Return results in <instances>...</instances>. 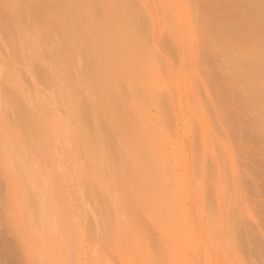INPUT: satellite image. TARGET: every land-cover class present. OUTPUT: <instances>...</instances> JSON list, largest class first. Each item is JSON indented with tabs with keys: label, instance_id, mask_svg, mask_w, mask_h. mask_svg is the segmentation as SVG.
I'll use <instances>...</instances> for the list:
<instances>
[{
	"label": "rangeland",
	"instance_id": "obj_1",
	"mask_svg": "<svg viewBox=\"0 0 264 264\" xmlns=\"http://www.w3.org/2000/svg\"><path fill=\"white\" fill-rule=\"evenodd\" d=\"M92 1L0 0V264H171L178 241V264H264V104L221 63L253 51L216 39L218 21L255 14L262 31L264 0H109L135 15L97 28ZM140 22L137 41L109 38ZM144 130L157 163L138 153ZM145 209L169 229L163 253L147 252Z\"/></svg>",
	"mask_w": 264,
	"mask_h": 264
},
{
	"label": "bare ground",
	"instance_id": "obj_2",
	"mask_svg": "<svg viewBox=\"0 0 264 264\" xmlns=\"http://www.w3.org/2000/svg\"><path fill=\"white\" fill-rule=\"evenodd\" d=\"M125 2H126L125 0H119L118 1V3H121V4H126ZM110 3H112V1H109V0H93L91 2V5H92L91 6V12L92 13L96 12V14L98 15V17L93 20V22L91 24V27H93V28H97L99 26L101 27V24L103 26V23H104V26L106 25V26H118L119 27V25H122V23L124 21L127 22L128 20H130V17L135 13V9L136 8L131 2L128 3V5L130 7L135 8V9H134V12H131L129 14H125V13L118 12V11L117 12H112V10H111V12L110 11H105L103 8H105ZM112 5L114 6V4H112ZM102 9L104 10V12H102ZM107 9L110 10L108 7H107ZM253 13H255V12H253ZM246 15H247V13H246ZM256 15L257 14H255L254 16H247L246 17L247 20H245V18H244V20L243 19L241 20L239 18L240 20L237 23L226 22L225 20L218 21L216 24L218 26L224 28V30L219 28L220 29L219 35L217 34L216 37H218V38H216V39L218 41H222V40L228 39V37L230 38L231 36H235L239 40L238 42L240 44V47H239L240 48V50H239L240 52L244 53V52L253 51V53L251 54V56L249 58L244 59V57H246V53H244V55H241V56H243L241 58H243L244 60L239 59L237 55H233L230 52L231 53L230 54L231 58L229 59L230 62H228L230 65L228 63L224 62V61L221 62V63H223L225 65L228 64V66H226V67L224 65V68L227 69L229 74H232V71L230 72L229 71L230 69H228V67L233 69V67L237 66L238 69H240L239 65H241V66L246 68V71L244 73L241 74V73H239L240 72L239 71V72H236V74H234V75L232 74V77L233 78H238V81L240 82L239 86H240L241 90H242V88H246L247 89L246 92L247 93H252V95L255 97L257 104L258 105H262V104H264V28H262L261 29L262 31H260L257 27L253 26L252 22L255 20L254 18H256ZM241 18H242V16H241ZM123 24H125V23H123ZM144 27H145V23L144 22H140L137 25V28H135L136 33L133 32L132 36H131V31L128 28L125 29V28H121L120 27V29H118L119 31L115 32L114 34H111L109 36V38L112 41L122 42V44H124V42H127L125 40V37L126 38H131L132 37L131 38L132 41H137V38L139 36H141V34L138 35L137 33L140 32V33L143 34V32H144L143 28ZM222 43H224V42L222 41ZM227 46H229V45H227ZM230 51H234V50H230ZM221 53H223V52L221 51ZM225 53H227L226 50H225ZM101 54L109 60V67L110 68H114V67L116 68V66H115L116 59L118 58L119 55H121L120 51H116V50H113V49H108V50H104V51L101 50ZM222 55H224V54H222ZM227 55H225V56L227 57ZM212 56H214V55H212ZM216 56L218 57L217 54H216ZM219 56H221V54H219ZM225 56H221V57L224 59ZM214 58H216V57H214ZM216 59H213V60H216ZM216 62H218V61H215V64H218V65L221 64V63H216ZM218 65H217V67H221L222 66V65L221 66H218ZM231 65H233V67H231ZM234 70H236V68ZM44 80H46V78H44ZM157 83H158L157 78H155V80L152 81V85L154 87H157ZM242 85H243V87H241ZM243 91L245 92V89ZM238 97H239V95H238ZM29 123L31 125V122H29V121L25 122L24 124L21 123V122L20 123L18 122L17 123V125H18L17 127L21 128V125H24L25 127H28ZM32 125H33V123H32ZM24 126H22V128ZM41 133L42 132L39 129L37 131V135H41ZM146 136H147V132L145 130L142 131V132H138V134L136 135V141H137V143H138V145L140 147V150L138 151V153L151 155L153 160H154V162L157 163L159 161V159H157V158H155L153 156V155L156 154L155 153L156 147L149 146V144H148V142L146 140L147 139ZM146 168H155L154 163L153 162H149V165ZM167 169H169V168L165 167V169H164V172L166 174H167ZM158 186L161 187V188L163 187V185L161 183H159ZM3 192H4V194L6 193V191H4V190H3ZM4 194H2L1 196L3 197ZM4 196H6V195H4ZM30 197H32L33 201H30L31 200V198H30L29 201L31 203L29 201H28V203L30 205L32 204L31 205L32 207L30 205H28V207L31 210L33 209V211L36 214H39V211H38L39 210V204L38 205L37 204H33L32 202H34L35 197L33 198V195H31ZM6 200H3V201L1 200V202L4 203V201L6 202ZM35 200H37V199H35ZM7 202H8V200H7ZM2 203H0V204L2 205ZM34 203H39V202L37 200V202H34ZM172 205H174V203H167L166 197H163L162 199H160V206L166 212L167 216L171 215L175 211L174 208L172 209ZM24 207H26V206H24ZM28 207H26L25 209H27ZM147 208L148 209H152V207H147ZM2 209L3 210H8V208L7 209L6 208H0V210H2ZM3 210H2L1 214L2 215L4 214L3 215V217H4L5 213H4ZM37 211H38V213H37ZM156 211L157 210H152L153 214L150 215V213H152V212H148V210L145 209V215L149 216L150 222L152 223V227L150 228V233H151V236H153L152 238H153V240H154V242L156 244V246H148L147 247V252L150 253V254L155 249H158L162 253L164 252L163 247H165V244H164V240H163L162 236H164L165 234L169 233L168 232V230H169L168 227L167 228L166 227L161 228V226L158 225V222L156 221V218H157V216L155 214ZM6 215H7V213H6ZM61 215H64V214H61ZM30 216L33 217V218L35 217V216L31 215V213H30ZM37 216H39V215H36L35 218H37ZM167 216H165L164 218H166ZM7 217L9 218V216H7ZM1 218H0V220H4L3 218L2 219ZM20 225L23 226V224H20ZM143 226H144V228L138 229L141 234H142V232H144V233L148 232V229H147L146 225L143 224ZM143 226H141V227H143ZM21 229H23V228H21ZM17 230L18 229H16V231ZM185 233H186L185 230H181L180 229V232L178 231L179 236H181L182 238L186 237ZM168 236H170V235L168 234ZM17 237H19V235ZM259 237H260L259 235H254L253 236V240L255 241V243H254V247L252 248V251L255 254H258V255L261 256V255H264V244L260 240L261 238L259 239ZM20 239H21V237H20ZM17 240H19V239H17ZM19 241H17V242L19 243ZM172 248H174V249H173V252L171 254V264H178L181 261V254L186 250V244H185L184 241H178V242L173 243ZM20 250H21V248H20ZM14 251H16V250L14 249ZM12 252H11V254H12ZM17 252L18 251H16L15 256L18 254ZM11 254L8 253V256H10ZM16 257H18V256H16ZM12 258H14V257H12ZM13 260H16V259H13ZM19 260H20V258H19ZM168 260H169V253L167 255H162L159 259H156L155 263L156 264H165ZM23 261L28 263V261H25L24 259H23ZM12 262L15 263V261H12ZM20 264H22V263L20 262ZM167 264H169V263L167 262Z\"/></svg>",
	"mask_w": 264,
	"mask_h": 264
}]
</instances>
